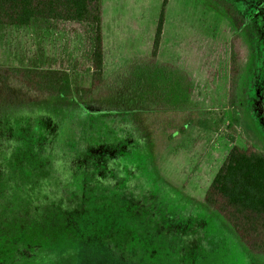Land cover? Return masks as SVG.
Masks as SVG:
<instances>
[{"label": "rangeland", "instance_id": "374dc122", "mask_svg": "<svg viewBox=\"0 0 264 264\" xmlns=\"http://www.w3.org/2000/svg\"><path fill=\"white\" fill-rule=\"evenodd\" d=\"M163 1L102 0L104 78L130 57L151 53ZM255 13L250 6L244 12L251 17L252 33L233 98L234 25L206 0H167L157 62L175 64L192 77L188 104L160 122L142 112L151 125L146 135L130 137L119 128L121 117L94 111L98 105L37 102L21 116L0 184L52 182L56 168L61 181H66L63 174L79 169L87 178L94 170L111 168L120 176L128 168L127 177L143 187L138 194L149 199L145 209L132 206L119 213L148 216L149 228L157 232L149 242L150 264H264V256L251 254L226 220L204 204V193L233 145L264 152V12ZM83 31L77 22L60 29L42 21L0 27V66L68 68L77 84L89 86L91 46ZM59 131L66 141L55 144ZM132 137L141 143L131 145ZM17 195L0 200V264H76L74 248L60 252L42 246L50 226L37 221L45 211L30 209V195L21 210ZM67 203L63 208L78 218L84 202ZM93 264H105L103 257Z\"/></svg>", "mask_w": 264, "mask_h": 264}, {"label": "trees", "instance_id": "16d2710c", "mask_svg": "<svg viewBox=\"0 0 264 264\" xmlns=\"http://www.w3.org/2000/svg\"><path fill=\"white\" fill-rule=\"evenodd\" d=\"M166 2L163 1L151 53L130 57L106 79L103 76L102 0H0V27H22L42 21L60 29L66 22H77L91 46L89 86L77 84L68 68L0 66V178L6 174V159L16 143L21 116L37 102L56 99L72 106L84 101L98 105V110L94 111L121 117L122 125L118 126L121 131L130 133V137L146 135L151 125L147 124L142 112L152 113V121L160 122L171 111L188 104L194 87L192 77L187 72L182 73L175 64L157 62ZM206 2L228 18L236 30L230 46L231 96L234 98V85L249 50L252 33L251 17L244 12L250 6L255 15H263L264 0ZM63 135L59 131L55 144L66 141ZM230 138L235 141L234 135ZM129 140L134 146L136 140L142 141L135 137ZM60 155L64 157L65 152ZM124 169L120 176L111 168L104 172L94 170L95 176L88 172L87 178L79 169L63 174L66 181H61L56 168L52 182L0 184V200L18 194L17 205L23 210L24 200L30 195L33 205L30 209L41 206L45 211V216L37 222L50 226L47 231L50 235L45 237L47 240L42 246L48 251L60 252L74 248L78 255L76 264H84L85 260L93 264L99 257H103L105 264H150L149 242L153 232L155 236L157 232L149 228L148 216L130 211L119 213L132 206L139 211L145 209L149 195L138 194L143 187L140 183L134 185V179L126 175L130 169ZM73 175L76 177L71 181ZM74 200L84 202L78 218L71 217L63 208ZM87 202H94V205L89 207ZM204 204L226 220L251 254L264 256L263 151L255 146L233 145L204 193ZM0 209L4 208L0 205Z\"/></svg>", "mask_w": 264, "mask_h": 264}]
</instances>
